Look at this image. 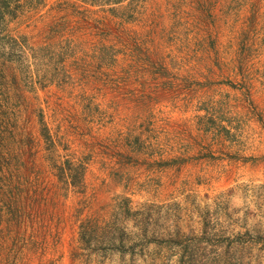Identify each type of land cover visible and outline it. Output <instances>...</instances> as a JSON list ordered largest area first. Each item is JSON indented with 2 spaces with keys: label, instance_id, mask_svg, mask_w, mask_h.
Wrapping results in <instances>:
<instances>
[{
  "label": "rangeland",
  "instance_id": "obj_1",
  "mask_svg": "<svg viewBox=\"0 0 264 264\" xmlns=\"http://www.w3.org/2000/svg\"><path fill=\"white\" fill-rule=\"evenodd\" d=\"M100 1L0 0V264H264V0Z\"/></svg>",
  "mask_w": 264,
  "mask_h": 264
},
{
  "label": "trees",
  "instance_id": "obj_2",
  "mask_svg": "<svg viewBox=\"0 0 264 264\" xmlns=\"http://www.w3.org/2000/svg\"><path fill=\"white\" fill-rule=\"evenodd\" d=\"M121 2V0H101L100 2H98V6H102V5H106V6H108V5H116V4H119ZM93 4H95V5H97V3H93ZM11 42H13L14 43V45L13 46H19V42H17V41H12L11 40ZM101 52H102V54H104L105 55V58L106 59H108L109 58V50L108 49H106V48H102V50H101ZM102 58V57H101ZM100 58V59H101ZM103 59V58H102ZM101 59V60H102ZM47 139H48V137H47ZM82 234H84L83 232H82ZM85 235V234H84ZM83 236H80V241L81 242H83ZM163 244L165 245V246H174V245H179L178 244V242H173V241H171V240H169V241H163ZM163 247V246H162ZM190 258L192 259V255L190 256ZM184 262H183V260L182 259H180V261L178 262V264H183Z\"/></svg>",
  "mask_w": 264,
  "mask_h": 264
}]
</instances>
